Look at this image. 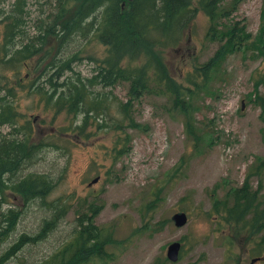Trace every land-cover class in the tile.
Instances as JSON below:
<instances>
[{"label": "rangeland", "instance_id": "obj_1", "mask_svg": "<svg viewBox=\"0 0 264 264\" xmlns=\"http://www.w3.org/2000/svg\"><path fill=\"white\" fill-rule=\"evenodd\" d=\"M63 1L0 0V117L7 121L0 124V158L14 153L19 160L2 175L0 257L45 226L43 237L0 264L53 256L74 238L83 213L109 233L103 259L83 264H264V227L226 224L214 209L245 182L264 205V108L253 94L264 53L236 50L206 87H195L185 76L221 51L224 39L207 35L199 0H190L198 8L194 25L179 47L162 52L167 74L194 90L181 112L153 85H105L98 75L107 53L93 35L102 6L69 32L61 27ZM223 11L216 30L236 25L252 41L262 33L264 0H225ZM23 45L35 50L26 62ZM48 72L63 87L52 89ZM69 87L81 95L76 113H55L45 96L55 102ZM30 175L50 181L44 197L28 200L10 188ZM180 211L187 222L176 227L171 217ZM173 241L181 244L176 262L166 257Z\"/></svg>", "mask_w": 264, "mask_h": 264}, {"label": "trees", "instance_id": "obj_2", "mask_svg": "<svg viewBox=\"0 0 264 264\" xmlns=\"http://www.w3.org/2000/svg\"><path fill=\"white\" fill-rule=\"evenodd\" d=\"M224 1H198L199 9L209 21L207 35L211 38L219 33L218 39L224 40L219 46L221 51H216L207 62L195 67L190 74L185 76L195 87H206L221 59L236 50L242 52L253 50L259 54L264 53V26L262 27L263 34L257 35L253 41L248 40L249 34L244 32V28H238L236 25H227L223 30H216V20L222 17L219 14L224 12ZM192 3L194 4L190 0H64L60 8L61 27L69 32L74 31L78 24L87 18L86 16L92 9L102 6L100 20L93 33L96 40L105 46L107 53V57L102 60L99 67L103 71L98 75L102 82L107 86L114 85L118 80L126 81L134 87L149 88L153 85L155 92L170 99L173 106L181 112H187L194 90L182 86L167 74L162 52L179 47L184 35L194 25L198 8L192 6ZM29 45H23L20 49L24 50L21 59L25 62L32 59L35 51H30ZM26 51L28 53H25ZM120 61L129 63L122 66L119 65ZM135 62L138 64L133 65L132 63ZM48 74L46 82L51 80L52 89L63 87L64 84L52 81L53 72H48ZM27 77H29L27 74L23 76V78ZM197 78H200V81ZM254 80L253 94L260 106L264 108V95L259 94L260 88L263 87L261 85H264V72L259 73ZM89 82L92 83V81ZM51 95H54L53 92ZM57 95L66 97H59L60 99L50 103V99L45 96V104L55 109V113L63 109L76 113L77 105L81 102L79 91H74L73 87H69L67 93L60 91ZM4 122L7 121L0 117V124ZM14 139H12L13 142H15ZM16 157L13 153L9 159L0 158V187L6 185L1 180L2 175L18 165L19 160ZM49 187L48 179L30 175L10 188L29 200L44 197ZM257 194L258 192L250 190L245 182L243 186L229 193L230 203L227 200L216 201L214 209L223 212V221L226 224H240V229L249 228L251 231L263 229L264 205L261 204ZM17 218L18 214L9 218L10 225L15 226ZM92 219L93 216L90 218L88 214L83 213L79 217L76 231L72 234L74 238L62 245L53 256L35 264H83L92 259H103L109 243V233L107 229L97 226ZM44 231L45 226L41 227L34 236L24 233L13 244L11 250L14 252L22 244L26 245L29 241L40 239ZM1 238L2 233L0 232V240ZM11 250L8 249L1 255L0 263L12 255Z\"/></svg>", "mask_w": 264, "mask_h": 264}, {"label": "water", "instance_id": "obj_3", "mask_svg": "<svg viewBox=\"0 0 264 264\" xmlns=\"http://www.w3.org/2000/svg\"><path fill=\"white\" fill-rule=\"evenodd\" d=\"M171 220L176 227H182L187 222V216L184 212H176L172 215ZM181 249V244L179 241H173L168 244L166 248V257L171 262H176L179 259V253ZM259 258H253L252 262L258 260Z\"/></svg>", "mask_w": 264, "mask_h": 264}, {"label": "flooded vegetation", "instance_id": "obj_4", "mask_svg": "<svg viewBox=\"0 0 264 264\" xmlns=\"http://www.w3.org/2000/svg\"><path fill=\"white\" fill-rule=\"evenodd\" d=\"M5 123H7V122H4V123H2V124H5ZM1 180L4 181L3 178H2Z\"/></svg>", "mask_w": 264, "mask_h": 264}]
</instances>
